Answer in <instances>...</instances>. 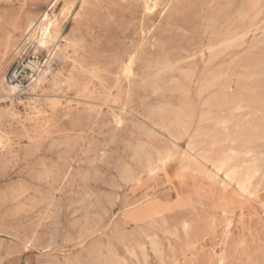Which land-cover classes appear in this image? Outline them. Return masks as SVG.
<instances>
[{
  "label": "rangeland",
  "instance_id": "rangeland-1",
  "mask_svg": "<svg viewBox=\"0 0 264 264\" xmlns=\"http://www.w3.org/2000/svg\"><path fill=\"white\" fill-rule=\"evenodd\" d=\"M146 1L62 0L56 15L67 3H75L62 18L60 44L66 53L53 60L48 80L33 94L29 87L12 83L11 76L24 59L44 68L48 54L35 56L28 33H15L14 47L21 49V54L16 55L13 49L4 77L9 86L18 85L21 93L13 103L0 100V114L6 115L0 123V264H93L90 254L96 248L106 259H110V251L115 253L117 264H145L139 245L146 248V264H161L150 244L152 237L161 243L167 264L173 251L178 253L179 264H189L193 258L201 264H215L224 255L226 264H264V183L245 195L234 185L226 186L224 174H215L212 166L230 148L251 152L249 157L262 163L264 130L251 128L261 124L260 115L246 116L244 107L233 123L221 130L216 143L207 135L182 136L171 123L174 112L187 104L198 112L193 130L214 128L215 123L202 121L203 113L225 118L231 113L226 109L210 111L203 105L207 98L222 95L220 88L200 98L198 83H194L185 98L177 87L180 73L185 71L208 76L223 69L221 85L230 88L231 99L251 104L264 101V1L244 24L247 34L243 42L215 60L209 48L218 51L231 42L226 38L239 31L233 19L246 0H157L152 9ZM30 2L26 6L24 0H0V52L5 36L12 33L9 23L28 9ZM34 9L39 17L47 4L39 2ZM130 57L134 64L128 75L123 62ZM259 62L261 69H257ZM32 76L37 74L27 69L20 80L30 86ZM84 84L89 88L86 92ZM93 99L102 101L95 104ZM160 110L164 111L162 119L157 118ZM144 150L154 160L159 153L172 157L167 164L156 163L151 172L139 159ZM207 152L211 162L198 157L197 171L181 169L186 158ZM129 169L136 171V180L125 179ZM195 197L200 201L195 209L178 206L181 199ZM154 200L172 226L184 219L197 226L194 257L191 251L188 257L182 255L191 248L182 236L176 239L161 228L138 222L144 214L142 208ZM226 212H232L230 224L223 215ZM130 248L137 250L139 261L131 258Z\"/></svg>",
  "mask_w": 264,
  "mask_h": 264
},
{
  "label": "bare ground",
  "instance_id": "bare-ground-1",
  "mask_svg": "<svg viewBox=\"0 0 264 264\" xmlns=\"http://www.w3.org/2000/svg\"><path fill=\"white\" fill-rule=\"evenodd\" d=\"M31 1L30 3V7L28 9H25L18 17L16 20H14L13 22H10L9 25L12 28V33L8 34L5 36V40L2 43V51L0 52V100H10L12 103L15 99H19L20 97V90L17 86H9V84L6 82V78L4 77V72L6 69V64L8 63L10 57H11V52L13 53V49L15 48V50L17 51L16 55H20L21 54V49H19L18 47H14V39H15V33L21 31L22 33L27 32L29 35L28 38V42L30 44L33 45V51H34V55L36 56L37 54H40L41 52H46L48 54V59L46 61V63L43 65L44 68H41V65L39 63L37 64H33L31 61H27L26 59H24L21 63H20V69H22V72L24 70L29 69L31 72L37 74L36 78H34V76L32 77V82L29 86L30 90L29 93H35L37 92L40 88L43 87V85L45 84V82L48 80V76L50 74V71L52 69V62L55 58H60L63 57L64 54L66 53V49L63 48L60 44V41L62 39V30H63V16L66 14V12H68L69 10L72 9L73 5L75 4L74 2H69L65 5V8L63 9V11H61V13L59 15L55 14V9L57 8V6L59 5V3L62 0H24V5L29 6L28 2ZM44 1L47 4V10L45 12H43L39 17L38 15L35 13V9L34 7L37 6V3ZM115 1V0H114ZM134 1V0H133ZM146 1V0H145ZM150 1L152 5H150L149 7V2ZM146 4L148 6L149 9H152L156 6V1L157 0H147ZM227 1V0H224ZM264 0H246L245 1V7L243 6V8L241 7L240 9L237 10L236 12V17L235 21L238 22L239 24V31L237 33H235V35H233L230 38H226V39H232L231 42L227 41L223 44V46L217 51L214 50V47L211 46L209 48L210 50V55H211V59L215 60L220 54H222L223 52L234 48L236 46V44L242 43L243 39L245 38L247 31H245L244 29V24L246 23L247 19L250 17L251 14L256 13V11H258L261 2ZM131 2V1H130ZM138 2V0H137ZM205 3V2H204ZM231 3V2H230ZM62 4V2L60 3ZM192 4H194L192 2ZM118 5V4H116ZM195 5V4H194ZM222 3L220 4L219 9L222 7L221 6ZM81 6V4H80ZM160 6V5H159ZM211 6V5H210ZM247 6V7H246ZM60 7V5H59ZM116 7V6H115ZM208 7V6H207ZM223 7H225L223 5ZM117 8V7H116ZM123 8V7H121ZM147 8V7H145ZM169 8V7H168ZM167 8V9H168ZM205 8V7H203ZM126 9V7L124 8ZM130 9V8H129ZM164 9V8H163ZM195 9V8H194ZM120 10V9H119ZM128 10V9H127ZM169 10V9H168ZM72 11V10H71ZM121 11V10H120ZM123 11V10H122ZM129 11V10H128ZM127 11V12H128ZM151 11V10H150ZM190 11V10H189ZM206 11V10H205ZM224 11V10H223ZM222 11V12H223ZM126 12V11H124ZM153 12V11H152ZM167 12V11H166ZM165 12V14H166ZM221 12V13H222ZM228 11H224V15H227ZM80 13V12H79ZM130 13V12H129ZM81 14V13H80ZM164 14V15H165ZM204 14V13H203ZM72 15V13H71ZM76 15V14H75ZM106 15V13H105ZM119 15V14H118ZM126 15V14H125ZM130 15V14H129ZM167 15V14H166ZM181 15V13H180ZM212 15V14H211ZM62 16V17H61ZM77 16V15H76ZM143 16V15H142ZM259 16V15H258ZM74 17V16H73ZM101 17V16H99ZM103 17H107V16H103ZM113 17V15H112ZM123 17V16H120ZM120 17H118L120 19ZM126 17V16H125ZM130 17V16H128ZM126 17V18H128ZM139 17V16H138ZM164 17V16H163ZM162 17V18H163ZM171 17V16H169ZM72 18V17H71ZM70 18V19H71ZM131 17V21H132ZM215 18V17H214ZM115 19V18H113ZM170 19V18H169ZM174 19V18H173ZM138 20V19H137ZM137 20H135L134 22H136ZM147 20V19H146ZM149 20V19H148ZM102 21V19L100 20ZM117 21V19H116ZM122 21V20H121ZM119 22L120 24H118L119 26L121 25L122 22ZM139 21V20H138ZM227 21H230V19ZM67 22V21H66ZM69 22V21H68ZM105 22V21H104ZM114 22V21H113ZM124 22V21H123ZM141 22V21H140ZM70 23V22H69ZM68 23V24H69ZM109 23V22H108ZM126 23V22H125ZM124 23V24H125ZM132 23V22H131ZM179 23V22H178ZM177 23V24H178ZM66 24V23H65ZM64 24V25H65ZM103 24V22L101 23ZM130 24V23H129ZM139 25H141L140 23H137ZM180 24V23H179ZM182 24V23H181ZM180 24V25H181ZM3 25V21H0V27ZM95 25V24H94ZM106 25H108L106 23ZM133 25V24H132ZM136 25V23H135ZM133 25V26H135ZM179 25V26H180ZM213 25V24H212ZM118 26V28H119ZM125 26V25H124ZM223 26V25H222ZM104 27V25H103ZM110 26H108L109 28ZM111 27L115 28V26H112V22H111ZM130 26H128L129 28ZM166 27V26H165ZM71 28V27H70ZM122 28V27H121ZM156 28V27H155ZM168 28V25L167 27ZM177 28H181V27H177ZM214 28V27H213ZM220 28V27H219ZM134 29V28H132ZM138 30V28H136ZM141 29V26H140ZM176 29V28H175ZM128 30V29H127ZM130 30V29H129ZM154 30V29H153ZM177 30V29H176ZM183 30V29H182ZM185 30V29H184ZM105 31V30H104ZM121 31V30H120ZM124 31V30H123ZM121 31V32H123ZM162 31V30H160ZM165 30H163L164 32ZM189 31V30H188ZM253 31V30H252ZM92 32V31H91ZM125 32V31H124ZM127 32V31H126ZM140 31H138L139 33ZM163 32L161 34H163ZM186 32V31H185ZM64 33V32H63ZM103 34V32H101ZM106 33V32H105ZM129 33V32H128ZM131 33V32H130ZM153 33V32H152ZM160 33V32H159ZM157 33V34H159ZM188 33V32H187ZM90 34V33H89ZM160 34V35H161ZM91 35V34H90ZM99 35V34H98ZM138 35V34H137ZM141 35V34H139ZM143 35V34H142ZM67 36V35H66ZM89 36V35H88ZM100 36V35H99ZM98 36V37H99ZM92 37V36H91ZM91 37H89L91 39ZM133 37V36H132ZM136 37V36H135ZM210 37V35H209ZM213 37V36H212ZM97 38V37H96ZM102 39V37H100ZM95 39H93L94 41ZM154 41V40H153ZM89 42H91L89 40ZM249 42V41H248ZM137 43V42H136ZM149 43V42H148ZM164 43V42H163ZM162 43V44H163ZM94 44V42H93ZM65 45V44H63ZM92 45V44H91ZM131 45V44H130ZM149 46V45H148ZM127 49V48H126ZM138 49V47L136 48ZM167 49V48H166ZM206 49V48H205ZM246 49V48H245ZM14 50V52H15ZM119 50V49H118ZM117 52V51H116ZM121 52V51H120ZM167 52V51H165ZM174 52V51H173ZM178 52V51H177ZM208 52V51H207ZM30 53V52H29ZM130 53V52H127ZM242 53V52H241ZM71 54V53H70ZM112 54V53H109ZM118 55V54H117ZM122 55V53H121ZM119 55V56H121ZM115 56V55H112ZM106 57V56H105ZM20 58V57H19ZM72 58V57H71ZM109 58V56H108ZM105 59V58H104ZM107 59V58H106ZM105 59V60H106ZM169 59V58H168ZM100 60V59H99ZM104 60V61H105ZM111 62V61H109ZM108 62V63H109ZM102 63V62H101ZM112 63V62H111ZM125 64V70L124 72L126 74H130L133 64H134V60L133 58H129L126 61L123 62ZM222 63V62H221ZM229 63V62H228ZM100 64V63H99ZM9 65V64H8ZM7 65V66H8ZM101 65V64H100ZM205 65V64H204ZM225 65V64H224ZM108 66V65H107ZM106 66V67H107ZM113 66V64L111 65ZM109 66V67H111ZM123 66V65H122ZM178 66V65H177ZM83 67V66H82ZM99 67V66H98ZM116 67V66H114ZM136 67V65H135ZM134 67V68H135ZM263 67V64H261V62L258 63L257 69H261ZM81 68V67H80ZM121 68V67H120ZM103 69V68H102ZM115 70V68H113ZM118 69V68H117ZM116 69V71H117ZM106 70V69H105ZM112 70V69H110ZM76 71V70H75ZM82 71V70H81ZM118 71H120L118 69ZM133 71V70H132ZM74 72V71H73ZM83 72V71H82ZM169 72V70H168ZM101 72H99L98 74H100ZM106 73V72H105ZM109 73V72H108ZM134 73V72H133ZM164 73V72H163ZM163 73H160L158 75H162ZM225 71L223 69H218V71L214 72L213 74H210L208 76L203 75V76H198V73L196 71H185V72H181L180 73V77H181V81L178 83V90H180V92L183 94V96L186 98L189 96L191 89H192V85L194 83H198V88H199V94L198 96L200 98L202 97H208L214 90H217L218 88L221 89V91L223 90L224 93L222 95H218V96H214V97H209L205 100V102L203 103V105L207 106L208 109L210 111H215L216 110H228L230 111V115L228 117H218L215 113H203L201 115L200 118H202V121H208V122H212L215 123V126L212 130H207L204 132V130L201 129H195L193 130V124L195 121V118L197 116V110L196 109H192L191 106H189L188 104L185 105L183 108L179 109L178 111L174 112L173 115V119L171 120L172 125H174V127L177 129V132L182 135V136H186L189 135L191 133H196L197 136H201V135H207L209 136L210 139L213 140V142L215 141V143L217 142V138L220 135V132L222 129H227L229 127V125L231 123H233V121L235 120V118H237V113L239 111H241L242 109H244V107L247 108V113L246 116H255V115H260L261 117V124L252 126L251 128H253L254 130H264V101H258V102H254V103H246L243 100H234L231 99L230 96L228 95L227 91L230 89L228 86L225 85H221V81H222V77L224 76ZM111 74H114L111 72ZM117 74V72L115 73ZM132 74V73H131ZM130 74V75H131ZM166 74V72L164 73V75ZM139 75V73L137 74ZM201 75V73H200ZM134 76V75H133ZM157 76V75H156ZM96 77V76H95ZM100 77V76H99ZM119 76H117L118 78ZM128 77V76H127ZM130 77V76H129ZM149 77V76H148ZM250 77V76H249ZM102 78V77H101ZM100 80H104L103 78ZM106 78V77H105ZM120 78V77H119ZM160 78V77H159ZM163 78V77H162ZM95 79V78H94ZM93 79V80H94ZM108 79V78H106ZM141 79V78H140ZM153 79V78H152ZM166 79V78H164ZM100 80H98L100 82ZM127 80V79H126ZM125 80V81H126ZM167 80V79H166ZM173 80V79H172ZM112 81V80H111ZM110 81V82H111ZM130 81V80H129ZM153 81V80H152ZM157 81V80H154ZM160 81V80H159ZM93 82V81H92ZM95 82V81H94ZM104 82V81H103ZM109 82V83H110ZM116 82V80H115ZM149 82V81H148ZM151 82V81H150ZM165 82V81H164ZM68 83V82H67ZM106 83V80L105 82ZM108 83V80H107ZM130 83V82H129ZM162 83V82H161ZM95 84V83H94ZM118 84V83H117ZM148 84V83H147ZM157 84V83H155ZM91 85V84H90ZM110 85V84H108ZM107 85V86H108ZM144 85V84H143ZM73 86V85H72ZM77 86V85H76ZM146 86V83H145ZM151 84H150V88H151ZM194 86V85H193ZM221 86V87H220ZM116 87V86H115ZM122 87V85H121ZM120 87V88H121ZM158 87V86H156ZM234 87V86H233ZM97 88V87H96ZM100 88V87H99ZM125 88V87H124ZM123 88V89H124ZM75 89V88H74ZM83 91H87L89 88L86 84L83 85ZM110 88L108 87V90ZM234 89V88H233ZM114 90V89H113ZM121 90V89H120ZM132 89H130L131 91ZM160 90V89H159ZM98 91V90H97ZM254 91V90H253ZM81 92V91H80ZM78 92V93H80ZM257 92V91H256ZM91 93V92H90ZM113 93V92H112ZM127 93V92H125ZM160 93V92H159ZM82 94V92H81ZM87 94V93H86ZM95 94V93H94ZM119 94V93H118ZM129 94V93H128ZM111 95V94H110ZM120 95H122L120 93ZM126 95V94H125ZM82 96V95H81ZM31 97V96H30ZM79 97V96H78ZM110 97V96H108ZM28 98V97H27ZM35 98V96H34ZM80 98V97H79ZM84 98V97H83ZM94 98V97H93ZM105 98V97H104ZM111 98V97H110ZM119 98V97H118ZM122 98V97H121ZM14 99V100H13ZM77 99V98H76ZM87 99V97H86ZM90 99V98H89ZM96 99V98H95ZM107 99V98H106ZM123 99V98H122ZM28 100V99H27ZM64 100V99H63ZM94 100V99H93ZM111 100V99H110ZM127 100H129V98H127ZM56 101V100H54ZM99 101V102H97ZM95 102V104L100 103V101L102 100H97ZM157 101V100H156ZM159 101V100H158ZM71 102V101H70ZM73 102V101H72ZM78 102V101H77ZM93 102V103H94ZM109 102V101H108ZM119 102V100H118ZM161 102V101H160ZM82 103V102H81ZM116 103V102H115ZM128 103V102H127ZM131 104V103H130ZM77 105V104H76ZM94 106V104H92ZM158 105V104H157ZM4 106V105H3ZM55 106V105H54ZM53 106V107H54ZM98 106V105H97ZM101 106V105H100ZM98 106V107H100ZM107 106V105H106ZM156 106V104H155ZM165 105H163L164 107ZM150 107V106H149ZM162 107V106H160ZM167 107V106H166ZM81 108V107H80ZM112 108V107H111ZM158 108V107H157ZM165 108V107H164ZM36 109V108H34ZM74 109V108H73ZM79 109V108H78ZM113 109V108H112ZM152 109L157 110L155 107H152ZM100 110V109H99ZM121 110V109H120ZM124 110V109H122ZM150 110V108H149ZM11 111V110H10ZM78 111V110H77ZM169 111V110H168ZM150 112V111H149ZM40 113V112H39ZM153 113V112H152ZM171 113V112H170ZM173 113V112H172ZM158 117H161V119L164 116V111L160 110L158 111ZM151 117L153 118L152 114H150ZM81 116V115H80ZM21 117V116H20ZM117 117V116H116ZM150 117V116H149ZM6 118V115L4 113L0 114V123L3 121V119ZM83 118V116H82ZM154 120V119H153ZM201 121V122H202ZM118 122V121H117ZM247 123H249V121H247ZM169 124V123H168ZM4 126V125H3ZM196 127V126H195ZM146 128V127H145ZM240 128V127H239ZM142 129V128H141ZM156 129V128H155ZM148 130V128H147ZM243 128L241 127L242 131ZM139 131V130H138ZM145 131V130H144ZM146 132V131H145ZM144 134V132H143ZM149 134V133H148ZM152 136V135H151ZM3 137V135H2ZM157 137V136H156ZM190 139V137H189ZM7 141V139H4ZM211 140V141H212ZM3 142V139H2ZM214 143V144H215ZM0 145H1V140H0ZM196 145V144H195ZM9 146V145H8ZM6 147V146H5ZM146 147L149 148V146L146 145ZM194 147V145H193ZM62 148V147H61ZM140 148H142V146L140 145ZM144 148V147H143ZM198 148V147H197ZM147 151V150H146ZM145 150L143 151V155L140 156V160L142 163H145L147 168L150 169L151 172L155 171V169L157 167H154V165L156 163H160L161 165L167 164L169 163V161L171 160V154L170 153H165V154H160L158 155V158L156 160L153 159V157L151 156L150 153L146 152ZM155 151V150H154ZM158 152V150H156ZM1 152V149H0ZM75 152V151H74ZM133 152V151H132ZM155 152V153H157ZM196 152V151H195ZM192 154V153H191ZM133 155V153H132ZM249 155H251V152H248L246 150L244 151H240V152H235L233 149L230 148V151L228 153H226L225 155H219L216 160L212 163V166L215 168V170L217 171L218 174L219 173H223L224 174V183L226 184V186H232L234 185V187L239 190L242 194L248 195L252 193V190L257 187V186H261L262 183H264V158H262L260 160L259 163L256 161V159L254 158V160H252V158L249 157ZM200 158L202 160H204L205 162H211V158H210V154L204 153V154H198L194 159L188 157L186 158V160L181 162V169L185 172H195L198 170V166H199V161L197 158ZM139 160V161H140ZM142 165V164H141ZM181 170V171H182ZM214 170V169H213ZM72 171V169H71ZM215 172V171H214ZM71 173V172H70ZM182 174V172H180ZM126 178L125 179H129V180H136L137 179V173L134 170H127L126 173ZM186 174V173H185ZM183 174V175H185ZM70 175V174H69ZM182 175V176H183ZM48 176V175H47ZM69 177V176H68ZM67 177V179H68ZM63 179V178H62ZM52 180V179H51ZM41 181V180H40ZM128 183V182H126ZM225 187V186H224ZM182 201L179 202L178 206L180 207V209H195L196 208V204L200 203L199 199L197 197L190 199V200H184L181 199ZM144 214L141 218L138 219V222L142 223L143 225L152 227V228H161V230L163 229L164 232L169 235L170 237H174L176 239H180L181 236L186 240V242H188L191 245V248L187 251H183L182 255L184 257H188L189 255L187 254V252L191 251V256H195L194 251L196 250V244L198 242V234L197 233L199 230L197 228V226H195L194 223H192L191 221L184 219V221H182L178 226H172L171 222L169 219H167L164 215V211L162 210V208L160 207V205L157 203L156 200L149 202L146 206H144L143 208ZM16 211V210H14ZM181 211V210H180ZM234 214V213H233ZM223 215L225 216L227 223L230 224V220L232 218V212H226L223 213ZM103 223V222H101ZM100 223V224H101ZM133 224V223H132ZM97 226V225H96ZM95 226V227H96ZM102 226V224H101ZM101 228V227H100ZM208 228V226H207ZM248 228V227H247ZM96 229V228H95ZM98 229V228H97ZM151 229V228H150ZM210 229V226H209ZM100 230V229H98ZM95 230V231H98ZM94 231V229L92 230ZM82 232H84L82 230ZM81 232V234H82ZM87 232V231H86ZM96 233V232H94ZM108 233V232H107ZM106 233V234H107ZM87 234V233H86ZM158 236V235H157ZM149 237V236H147ZM150 238V237H149ZM85 239V238H83ZM81 240V239H80ZM150 244L153 248V251L158 255V257L160 258V262L161 264H167L165 263V255H164V249L161 245V243L159 242V240L157 238H150ZM82 242V241H80ZM104 243V242H103ZM86 244V243H85ZM84 244V245H85ZM88 244V243H87ZM106 244V243H105ZM52 245V244H51ZM82 245V244H81ZM50 246V245H49ZM48 246V247H49ZM104 246V245H103ZM83 247V245H82ZM140 248V252H141V256L143 258V260L145 261V264L148 260L147 257V253H146V248L144 245H139ZM127 250V249H126ZM193 251V253H192ZM128 253L132 256L131 258H135L138 260V254H137V250L135 248H130L128 250ZM111 257L110 259H106L105 255L103 253V251L100 248H96L94 249V251L90 254V256L92 257L93 260V264H117L116 261V254L111 252ZM178 253L173 251L172 254V259H171V263L170 264H179L178 262ZM226 255L223 256V259H221L219 262L216 261L215 264H226ZM124 264H128L127 262H124ZM189 264H201L199 261H197L195 258H193Z\"/></svg>",
  "mask_w": 264,
  "mask_h": 264
},
{
  "label": "built area",
  "instance_id": "built-area-1",
  "mask_svg": "<svg viewBox=\"0 0 264 264\" xmlns=\"http://www.w3.org/2000/svg\"><path fill=\"white\" fill-rule=\"evenodd\" d=\"M22 70H17L13 73V75L11 76V82L14 83V82H19L20 83V87L17 85V87L19 88H24V89H27L29 87L28 84H25L24 81H21L20 78L22 77ZM33 77V76H32Z\"/></svg>",
  "mask_w": 264,
  "mask_h": 264
}]
</instances>
